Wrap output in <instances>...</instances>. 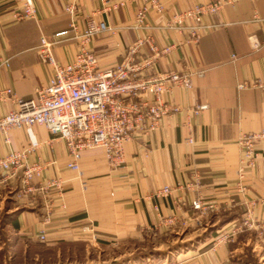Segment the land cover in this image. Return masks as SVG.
<instances>
[{"label": "crops", "instance_id": "obj_1", "mask_svg": "<svg viewBox=\"0 0 264 264\" xmlns=\"http://www.w3.org/2000/svg\"><path fill=\"white\" fill-rule=\"evenodd\" d=\"M69 1L36 0L35 16L26 18L19 0H0V88L28 99L46 84L52 68L39 60L41 36L56 41L53 54L59 64L73 58L77 40L69 28L72 17L64 9ZM158 1L163 5L160 12L150 7L151 0H112L114 7L95 14L101 0H74V21L78 30L90 16L116 28L115 34L104 32L88 43L101 69L116 66L140 37V58L153 54L147 39L159 50L174 46L155 58L148 74L191 70L202 75L193 76L190 89L175 87L165 93L166 104L179 111L163 115L152 132H136L124 144L120 164H111L102 148H94L81 151L79 168L72 170L65 142L43 126L12 130L8 143L0 136V157L10 150H26V162L40 166V174L31 179V193L19 192L21 171L0 183L1 204L5 201L0 214L8 219L4 229L17 237V245L23 239L50 246L82 241L101 249L145 238L151 231L180 240L176 249L147 264H237L234 260L250 239H241L244 232L254 237L253 249L257 243L264 249V230L261 234L250 228L231 235L247 210L264 225V138L254 141L251 162L240 142L243 133L264 129V89L238 87L264 80V0H236L204 16L197 42L187 41V32L166 23L172 13L207 0ZM143 5L149 10L136 30L133 22ZM61 31L66 32L54 36ZM253 40L258 48L252 47ZM202 103L208 109L195 114L193 107ZM13 108L11 97L0 100V114ZM242 163L244 192L236 187ZM51 180L59 185H48ZM165 185L171 188L169 195L154 197ZM197 197L216 206L198 218L200 224L191 207ZM41 233L45 241L39 240ZM0 238H5L1 230ZM129 259L123 264L138 263Z\"/></svg>", "mask_w": 264, "mask_h": 264}, {"label": "built area", "instance_id": "obj_2", "mask_svg": "<svg viewBox=\"0 0 264 264\" xmlns=\"http://www.w3.org/2000/svg\"><path fill=\"white\" fill-rule=\"evenodd\" d=\"M22 4V17L35 16L36 0H19ZM236 0H207L196 2L191 7L172 13L166 23L168 28L187 32V41L197 42L200 38L199 30L204 16L212 15L222 9L226 3ZM115 4L112 0H101L95 14L109 11ZM151 8L162 11L163 5L158 0H151ZM65 11L70 14L72 21L70 30L77 40V50L73 58L66 64H59L53 54L55 40L46 36L40 37L38 57L42 63L52 68V75L46 84L36 90L32 98L17 97L11 88H0V100L11 97L15 108L0 114V136L9 142V133L22 127L43 126L65 142L71 161L68 168L78 170L77 157L86 149L102 148L107 160L111 164L123 161V147L136 132L149 133L154 131L163 115L179 111V107L166 104L163 97L166 92L175 87L190 89L193 86V76H201L202 71L158 70L151 74L147 70H154V60L161 54L170 52L174 46L168 45L157 49L147 39L152 55L140 58L138 50L144 43L138 38L134 45L129 46L122 60L114 67L101 69L95 54L88 48L90 40L104 32L116 33V28L109 26L106 21H97L94 16L87 18L82 30H78L74 18L76 6L74 0L65 5ZM149 7L142 6L136 13L133 28L140 30L145 23ZM213 25L207 26L212 28ZM66 31L57 32L54 36L63 35ZM259 42L252 41V47L258 48ZM234 57V55H232ZM8 64L7 60H4ZM257 86L264 89V80L242 82L239 88ZM149 96V97H148ZM208 109V104L202 103L193 107V112L199 114ZM264 138V129L256 132L243 133L240 139L245 147V157L248 161L255 156L254 141ZM191 142L192 139L188 138ZM243 162V161H242ZM246 165L239 167L236 187L244 192L247 187L240 182ZM38 164L26 162V150H10L0 157V183H5L15 177L20 171V193H31L33 175H39ZM84 182L81 176L77 177ZM48 185H59L58 180H51ZM171 188L163 186L154 192V197H166ZM3 198L0 194V204ZM191 207L197 214L195 222L200 224L199 217L208 215L216 209L214 202H207L201 197L191 201ZM172 219L165 221L171 224ZM183 225H187L185 221ZM254 228L261 234L264 225L259 224L247 210L242 220L234 226L231 235L245 229ZM39 240L45 241L44 233ZM226 237V236H225ZM228 237V236H227Z\"/></svg>", "mask_w": 264, "mask_h": 264}, {"label": "rangeland", "instance_id": "obj_3", "mask_svg": "<svg viewBox=\"0 0 264 264\" xmlns=\"http://www.w3.org/2000/svg\"><path fill=\"white\" fill-rule=\"evenodd\" d=\"M5 220H8L7 217L0 214V230L5 237L0 238V264H123L128 263L129 258L137 260L136 264H147L166 255L169 250L176 249L180 242L173 237H165L164 233L151 231L145 238L127 240L101 249L82 241L61 242L50 246L23 239L17 245V237L4 229ZM243 234L241 239H250L234 261L237 264H264V249L258 243L253 249L254 237L251 238L247 232ZM37 252L41 255L35 256Z\"/></svg>", "mask_w": 264, "mask_h": 264}, {"label": "trees", "instance_id": "obj_4", "mask_svg": "<svg viewBox=\"0 0 264 264\" xmlns=\"http://www.w3.org/2000/svg\"><path fill=\"white\" fill-rule=\"evenodd\" d=\"M41 244H43V242H42ZM37 254H38V255H41V253H39V252H37ZM43 264H46V263H43Z\"/></svg>", "mask_w": 264, "mask_h": 264}]
</instances>
